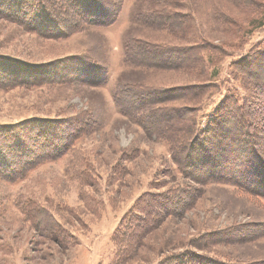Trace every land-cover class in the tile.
Returning a JSON list of instances; mask_svg holds the SVG:
<instances>
[{
    "label": "rangeland",
    "instance_id": "rangeland-1",
    "mask_svg": "<svg viewBox=\"0 0 264 264\" xmlns=\"http://www.w3.org/2000/svg\"><path fill=\"white\" fill-rule=\"evenodd\" d=\"M208 1L184 0L182 10L190 14L184 40L140 23V0H124L112 24L84 25L59 39L14 20L18 16L26 20L27 11L10 15L14 19L0 16L1 68L6 67L3 58H8L18 61L19 73L35 75L36 65L79 56L96 62L105 72L101 84L73 79L0 90V129L14 126L15 131L18 125L26 127V121L87 124L60 157L44 161L19 179L0 175V264H179L181 258L187 260L184 264H194L204 256L225 264H264V198L226 183L201 185L185 179L170 158L167 142L149 135L112 98L121 79L129 85L169 88L199 82L184 68L142 67L124 60L126 39L131 38L137 51L145 50L143 57H158L154 45H190L193 39L188 37L195 35L225 45L221 53L218 49L205 53L208 75L203 79L213 86L197 100V127H205L226 95L252 99L246 80L232 71L231 61L253 46H264V23L253 26L246 20L254 14H236L246 31L225 38L209 20L212 5ZM154 6L147 5V12ZM159 59L166 63L177 57ZM72 66L78 67L73 62ZM134 88L137 96L139 88ZM147 98V94L142 97ZM138 100L132 97L128 103ZM132 110L138 111L137 107ZM259 110L264 113L262 103ZM178 187L190 197L199 188L202 192L182 211L159 219L156 195ZM249 232L259 234L240 238Z\"/></svg>",
    "mask_w": 264,
    "mask_h": 264
},
{
    "label": "trees",
    "instance_id": "trees-1",
    "mask_svg": "<svg viewBox=\"0 0 264 264\" xmlns=\"http://www.w3.org/2000/svg\"><path fill=\"white\" fill-rule=\"evenodd\" d=\"M123 1L0 0V16L14 19V15L27 11L29 14L27 13L26 20L19 16L14 20L20 24L24 23L29 30L59 39L69 37L84 25L112 24L121 13ZM140 1L137 13L140 23L165 29L179 40L188 36L189 27L184 25L190 14L187 15L182 10L185 6L184 0ZM158 1L161 4H158ZM152 3L157 6L150 7L147 12L146 6ZM208 4L212 5V16L209 20L214 24L213 28H216L221 36L225 35V38L234 36L236 32L238 36L242 31H246L235 17L236 14H242L244 17L254 14L255 17L246 20L253 26L264 23V0H209ZM50 21H53V24H50ZM204 37H188L193 39L190 45L156 44L153 50L158 57H143L145 50L137 51L131 46V38L126 39L124 60L130 64L142 67L152 65L162 69L184 68L187 74L200 78V81L169 88L147 87L141 83L129 85L130 83L127 84V81L121 79L112 98L124 113L132 114L149 135L155 134L167 142L170 158L185 179L189 178L201 185L210 182L226 183L253 197L264 198V137L261 136L262 133L264 135V113H258L260 103L264 105V46H253L244 55L231 61L232 71L242 80H246L247 88L252 93L250 97L255 101L244 97L241 101L240 98L226 95L201 129L197 127L196 111L199 110L200 103L197 100L208 87L213 86L209 79H203L208 75L205 53L214 49L221 53L225 46L223 42L217 44ZM228 40V43H232ZM238 46L240 47L241 43ZM165 55L176 56L177 59L161 63L159 58ZM3 59L6 67L0 66V79L5 78L6 81H0V90H9L23 84L40 86L50 82L64 83L73 79L92 84H101L105 80V72H101L102 67L84 57L70 56L36 65V68L43 70L33 68L35 75L25 71L19 73L18 69L21 68L18 67V61ZM72 62L78 67H73ZM134 86L139 88L137 96L133 94L136 89ZM144 94L149 98L142 99ZM132 97L139 99L137 103H128ZM179 100L182 101L181 104H170ZM189 102L194 104H188ZM136 107L138 111L133 113L132 109ZM25 123L26 127L23 128L25 124L20 127L18 125L15 131L14 126L11 130L0 129V175L7 179H19L44 161L60 157L83 133L84 125H87L78 123L76 126H67V122L62 120ZM186 191L178 187L157 194L154 201L158 218L182 211L198 197L202 189L192 193V197L186 195ZM171 197L175 198L172 200ZM146 224L153 226L152 221ZM258 234L249 232L248 236L240 238H250ZM261 234H264V231ZM186 261L185 258L178 260L179 264ZM193 263L225 264L205 256L200 260L195 259Z\"/></svg>",
    "mask_w": 264,
    "mask_h": 264
}]
</instances>
